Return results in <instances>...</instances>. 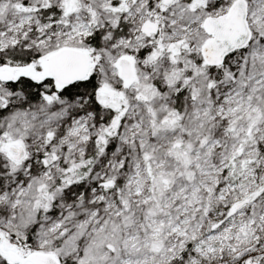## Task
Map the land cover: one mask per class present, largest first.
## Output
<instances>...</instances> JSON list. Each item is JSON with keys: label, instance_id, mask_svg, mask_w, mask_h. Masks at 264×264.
<instances>
[{"label": "snow or ice", "instance_id": "1", "mask_svg": "<svg viewBox=\"0 0 264 264\" xmlns=\"http://www.w3.org/2000/svg\"><path fill=\"white\" fill-rule=\"evenodd\" d=\"M0 264H264V0H0Z\"/></svg>", "mask_w": 264, "mask_h": 264}]
</instances>
